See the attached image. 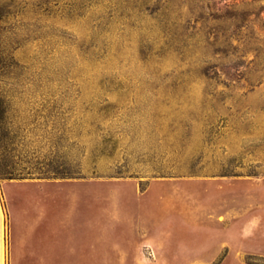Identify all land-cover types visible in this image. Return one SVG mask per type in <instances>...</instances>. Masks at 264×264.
I'll list each match as a JSON object with an SVG mask.
<instances>
[{
    "label": "rangeland",
    "instance_id": "1",
    "mask_svg": "<svg viewBox=\"0 0 264 264\" xmlns=\"http://www.w3.org/2000/svg\"><path fill=\"white\" fill-rule=\"evenodd\" d=\"M0 109L74 173L0 180L3 264H264V0H0Z\"/></svg>",
    "mask_w": 264,
    "mask_h": 264
},
{
    "label": "trees",
    "instance_id": "2",
    "mask_svg": "<svg viewBox=\"0 0 264 264\" xmlns=\"http://www.w3.org/2000/svg\"><path fill=\"white\" fill-rule=\"evenodd\" d=\"M2 119V111L0 109V180L24 181L74 178V173L70 171L64 161L60 162L58 157H54L49 169H45L44 163L40 162L39 159L27 157L19 159L18 156L14 155L15 149L12 150V155L7 157V153H5L6 134L2 127Z\"/></svg>",
    "mask_w": 264,
    "mask_h": 264
},
{
    "label": "crops",
    "instance_id": "3",
    "mask_svg": "<svg viewBox=\"0 0 264 264\" xmlns=\"http://www.w3.org/2000/svg\"><path fill=\"white\" fill-rule=\"evenodd\" d=\"M5 229H6L5 214L0 199V264H3Z\"/></svg>",
    "mask_w": 264,
    "mask_h": 264
}]
</instances>
